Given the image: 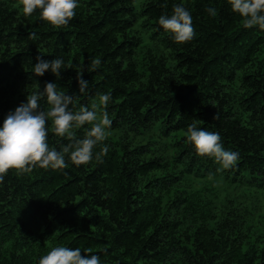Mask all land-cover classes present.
<instances>
[{
	"label": "trees",
	"instance_id": "1",
	"mask_svg": "<svg viewBox=\"0 0 264 264\" xmlns=\"http://www.w3.org/2000/svg\"><path fill=\"white\" fill-rule=\"evenodd\" d=\"M134 1L0 0V264H264V0Z\"/></svg>",
	"mask_w": 264,
	"mask_h": 264
},
{
	"label": "rangeland",
	"instance_id": "2",
	"mask_svg": "<svg viewBox=\"0 0 264 264\" xmlns=\"http://www.w3.org/2000/svg\"><path fill=\"white\" fill-rule=\"evenodd\" d=\"M140 2H141V0H135L134 1L136 9L140 8ZM149 34H150L149 30H145L144 28H141L140 36H141V39H142V47L140 49H138V51L140 52L142 49H144L145 47L149 46V47H154L155 51L158 52V53L159 52H165L166 53L167 50L162 45H159L158 42L155 39L150 38ZM139 52L136 55L137 58L140 56ZM168 61L170 62V59ZM201 180H202V178L195 177V176L191 179L193 184L198 183Z\"/></svg>",
	"mask_w": 264,
	"mask_h": 264
}]
</instances>
